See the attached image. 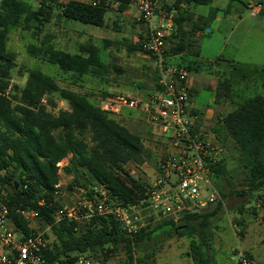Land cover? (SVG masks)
<instances>
[{
  "label": "trees",
  "instance_id": "trees-1",
  "mask_svg": "<svg viewBox=\"0 0 264 264\" xmlns=\"http://www.w3.org/2000/svg\"><path fill=\"white\" fill-rule=\"evenodd\" d=\"M152 1L158 3L159 10L174 12L165 51L167 63L190 73H211V64L199 58L197 35L204 36L221 10L212 8L207 14H197L196 9L210 6L214 0H173L171 4L167 0ZM115 2L118 12L122 13L133 0H100L99 3L95 0L92 4L42 0L37 8L27 0H0V183L8 197L9 217L27 235V223L15 213L16 209L26 207L39 212L38 222L47 227L53 237L44 252L45 264H74L79 255L84 254H100L108 261L119 251L126 255L128 264H133L137 261L133 258L134 250L161 234L168 238H188L193 264H215L208 253L212 236L208 230L222 210L220 202L204 212L182 215L179 221L150 216L146 226L133 235L111 216H94L83 224L54 223L53 216L62 206L59 200H53L60 180L58 162L68 158L63 171L71 181L62 190H87L100 185L124 204L139 205L144 199V183L129 177L123 167L127 163L141 165L151 161L153 153L144 147L140 135L101 111L86 95L60 87L53 77L39 69L19 68V76H27L25 84L22 87L12 84L16 55L8 47L10 35L22 30L38 38L43 24L52 17L53 5L67 21L103 28L109 10L106 4ZM233 2L247 9V2L229 0L225 13L230 12ZM261 5L259 15L264 18V1ZM131 50L142 51V45ZM28 53L56 66L62 74L76 81L86 76L103 79L108 71L98 49L91 43L80 44L78 53L72 54L57 49L51 44V37L44 36L38 46L28 47ZM257 72L254 70L248 75L251 77L261 71ZM230 87L229 77L218 80L215 102L228 96ZM261 88L263 92L244 97L212 127L223 145L221 135L231 140L238 151L237 165L243 170L246 183L245 190L236 192L239 196L264 192V76ZM53 96L65 101L69 111L55 115L41 104L45 97L48 106L53 107ZM226 173L225 159L211 168L213 178L225 177ZM222 197L226 196L222 194ZM40 200L44 201L42 207L37 205ZM262 221L264 223V217ZM235 224L241 225L239 221Z\"/></svg>",
  "mask_w": 264,
  "mask_h": 264
},
{
  "label": "rangeland",
  "instance_id": "rangeland-1",
  "mask_svg": "<svg viewBox=\"0 0 264 264\" xmlns=\"http://www.w3.org/2000/svg\"><path fill=\"white\" fill-rule=\"evenodd\" d=\"M27 1L37 8L42 0ZM67 1L57 0L59 4ZM172 2L173 0H167L168 4ZM228 3L229 0H214L210 6L196 9L197 14H207L212 8L221 10L218 14L219 20H214L206 28L204 36L198 39L197 44L199 58L211 64V74L209 71H194L193 75L190 74L198 82L197 91L190 89L191 101L194 102L198 113H201V124L205 128H211L218 119L233 111L244 97L263 92L261 82L264 76V18L259 14L252 17L246 9L235 6V2L230 7V12L225 13L229 8ZM131 14L119 13L116 7H111L105 17L106 26L98 28L63 19L60 9L53 5L52 17L49 22L43 24L42 33L38 38L31 32L22 30H15L10 35L8 47L16 55V67L11 73V83L22 87L27 76H19V68H36L53 77L60 87L86 95L95 105H99L104 98L118 94L135 99L148 98L156 89L157 72L150 56L143 51L131 50L141 46L147 37L146 26ZM44 36L51 37V44L57 49L72 54L78 53L80 44L94 45L108 67V71L103 74L104 80L86 76L81 81H76L70 75L62 74L56 66L31 56L28 47L38 46ZM165 47L167 49L168 41ZM254 69L261 72L250 77L248 74H252ZM222 75L231 79L230 93L218 102H213L216 93L211 87L215 85L217 91L218 80L220 81ZM218 76L221 78L218 79ZM210 81H213L214 85H211ZM53 98V107L48 106L46 102L47 109L53 114L68 108L65 101L57 99L56 96ZM120 116L121 120H115L140 135L144 147L153 153V159L143 162L141 170L136 171L135 176V180L149 182L146 177L154 176L153 169L157 158L166 149L150 136L143 114L124 110ZM220 138L224 142L227 173L225 177H212L213 185L221 196L222 210L213 219L208 230L212 235L209 238L208 253L215 264H232L237 250L250 256L252 264H264V192L242 196L236 194L237 191L246 189L245 175L237 165L239 155L234 144L222 135ZM59 179L63 188L71 181L70 176L63 173ZM222 194L226 197L223 198ZM76 200L71 191L62 190L59 198L62 204L69 205ZM215 205L216 203L209 209ZM179 218L173 220L179 221ZM236 221L241 225L235 224ZM85 222L87 220L81 223ZM145 223H148V218ZM35 226L44 232L48 245L51 244L53 237L50 230L39 222H36ZM189 241L188 238H168L161 234L150 242L141 243L139 248L134 250L133 258L137 261L133 264H139V261L142 262L140 264H193L189 256ZM83 256L90 264H128L122 251L108 261H104L100 254Z\"/></svg>",
  "mask_w": 264,
  "mask_h": 264
},
{
  "label": "built area",
  "instance_id": "built-area-1",
  "mask_svg": "<svg viewBox=\"0 0 264 264\" xmlns=\"http://www.w3.org/2000/svg\"><path fill=\"white\" fill-rule=\"evenodd\" d=\"M68 1L92 4L95 0ZM99 1L96 0L97 3ZM261 1L264 0H248L247 10L252 17L260 13ZM133 4L138 11V21L147 29L142 51L153 59L157 90L146 99L123 94L109 96L101 100L98 107L113 119L119 118L124 110L140 112L145 116L150 136L166 150L157 158L154 176L146 177L149 182L142 181L145 192L139 205L124 204L100 185L87 190L74 188L71 193L76 202L62 204L53 216L55 224L61 221L81 223L94 216H111L129 235H133L146 226L145 221L150 216L176 219L222 203L212 182L211 168L225 158L224 145L212 127L205 128L201 124V113L193 107L189 84L191 73L185 68L169 65L165 56L174 12L159 10L158 3L152 0H133ZM106 6L108 9L117 8L118 3ZM46 102L44 97L41 104L46 106ZM60 111H69V107ZM67 162L68 158H65L56 164L59 177L64 174L63 168ZM141 165L127 163L123 169L135 179ZM119 174L124 177L122 172ZM62 186L59 180L53 193L54 201L61 197ZM37 205L42 207L44 201L40 200ZM15 213L27 223V235L9 217L8 197L0 183V264H45L44 252L48 248V241L44 232L35 226L39 212L18 207ZM74 264L90 262L82 255ZM232 264H252V261L237 250Z\"/></svg>",
  "mask_w": 264,
  "mask_h": 264
},
{
  "label": "crops",
  "instance_id": "crops-1",
  "mask_svg": "<svg viewBox=\"0 0 264 264\" xmlns=\"http://www.w3.org/2000/svg\"><path fill=\"white\" fill-rule=\"evenodd\" d=\"M246 2L248 3V1L246 0ZM247 10V9H246ZM248 11V10H247ZM122 13H126V14H131L137 21H138V11H137V9H136V6L132 3L131 5H129L128 6V9L126 10V11H124V12H122ZM257 17V16H256ZM215 20L217 21V20H219V15H217V17L215 18ZM139 22V21H138ZM200 38V36H199V34L197 35V39H199ZM149 56V55H148ZM254 70H256V69H254ZM192 73V75L194 74L193 72H191ZM209 74H211V73H209ZM192 75H191V77H190V79H189V84H190V86H191V89H193V91H197L196 89V83L198 84V82L196 81V79L194 78V77H192ZM211 82V85L213 84V81H210ZM214 85V84H213ZM215 86V85H214ZM214 86H212L211 87V89L216 93L217 91H216V88L214 87ZM209 87V86H208ZM154 92V91H153ZM213 102H215V99L213 100ZM193 107H194V109L195 110H197L196 108H195V106H194V102H193ZM208 111H210V110H208ZM207 111V112H208ZM121 118H122V116H120L119 117V119L121 120ZM214 125H215V123H214ZM213 125V126H214ZM212 126V127H213ZM126 127V126H125Z\"/></svg>",
  "mask_w": 264,
  "mask_h": 264
}]
</instances>
